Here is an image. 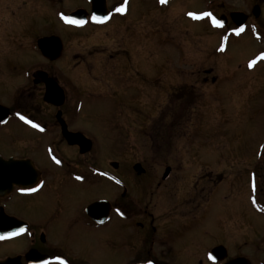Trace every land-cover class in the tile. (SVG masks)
I'll use <instances>...</instances> for the list:
<instances>
[{
    "label": "flooded vegetation",
    "instance_id": "flooded-vegetation-1",
    "mask_svg": "<svg viewBox=\"0 0 264 264\" xmlns=\"http://www.w3.org/2000/svg\"><path fill=\"white\" fill-rule=\"evenodd\" d=\"M41 1L52 2V0ZM94 1L98 6L97 12L93 11V0H85V7L76 9H84L87 12L84 24L69 23L61 14L58 19L56 16L54 18L62 28H65L67 33L79 32L80 34L88 27L101 31L109 28L115 19L127 17L132 0H127L124 12L115 10L124 3V0H116L111 7H109L108 0H103L104 5H101V0ZM148 1L150 0H141V2ZM154 1L156 8L161 10L170 7L175 0H167L166 3H161L160 0ZM23 4L27 5L28 2L24 1ZM263 9V6L256 3L249 8L251 15L240 9L224 11L223 8L222 10L214 8L212 4L203 11L186 10V19L192 25L199 26L200 23H206L210 30L219 32V42L214 48L218 54L214 55L220 54L224 57L216 59L219 61L218 66L222 67L219 69L221 73L213 77L209 76L212 83L210 88L214 84H221V82L219 83L220 77L224 78V81L226 78L233 77L231 85L237 82L244 83L247 74L254 72L259 66L257 62L264 61V59H260L264 57L262 53L257 58L246 60L245 71L235 64L230 76L227 75V71H224L226 64L220 61L229 55V44L233 35L234 37L241 36L249 32L253 36H257L258 39L263 38L264 25L258 21L262 19ZM76 10L64 11L60 9L59 13L67 16ZM6 11H9L11 16V14L19 12L20 9L18 7L9 9L6 6ZM190 12L197 15L189 16ZM205 12H211L212 17L222 21L223 25L213 24L212 17L201 15ZM235 12L241 13L242 17H233ZM94 13L100 17L108 15V19L95 20L92 18ZM146 16L143 13L142 17L136 19L142 23L145 22ZM240 18L243 20L242 23ZM113 23L115 24V22ZM131 27L128 32L126 28L122 27L110 30L108 32L110 37L107 40L114 42L119 37L120 41L124 39L129 45L130 42L132 46L136 44L138 52L143 53V56L137 58L131 53L128 54V57L115 60V55L109 53L106 56V49L102 48V46H109V43L102 44V46L100 43H96L93 44L97 47L96 50L87 56L89 58L96 56L100 60L89 65L85 62L84 52H72V55L68 52L71 57L69 60L72 61H69L70 63L76 61L77 65L82 64L83 75L81 77L72 75L69 68L67 69L68 74L61 67L62 65H55V62L62 59L66 43L71 41L66 40L64 36L58 33L40 36L38 31L34 32L28 27L17 26L14 33L9 34L6 38V43L10 45L8 47L12 48L13 52L9 58L5 59L4 66L8 65V69L5 71L9 72L13 67L19 70L20 74L15 76L18 82H15V90L11 92L13 102L8 105L0 103L8 109L7 120L0 122V140L4 142L6 149L11 145L8 141L18 147L21 143L28 144L32 139L40 147L45 148L46 158L17 154L7 155L0 150V264H64L65 260L68 264H97L80 257V249L75 242L83 240L103 242L104 239L107 243L121 247L126 251L127 257L123 260V264H148L149 261L152 264H170L171 256L177 253L176 241L181 240L188 231L193 229L195 223L204 221L214 192L224 182L231 183L239 193L245 187L243 182L245 168L238 167L236 170L230 171L232 167L237 166L231 163L232 158H219L216 161L209 158L210 161L204 166L210 168L206 173H202L194 181L189 180V177L186 176L191 173L189 171L190 164L188 169L183 171L185 168L183 158L185 157L178 147L184 141H187L192 147L194 146V141L198 137L195 130L198 132L201 127L200 119L197 122L194 117L196 112L199 113L198 105L203 95L195 87V83L184 82L182 79L168 81V77L173 71L168 61L156 57L159 55H156V50L153 49H157L159 45L163 44L161 39L155 40L154 37L158 36H152L151 32L140 33L143 37L139 38L141 29L135 28V26ZM198 28L196 26L197 32L200 31ZM240 28L243 31L239 33L234 31V29ZM25 29H27L25 32L27 36L34 37L28 48L33 56L40 58L38 62H41L32 67L26 64L27 61L23 60L22 63H19L17 59L22 49V34L20 32H24ZM131 31H136L139 37L132 36ZM84 34L81 33L83 36ZM147 34L150 35L146 36ZM130 35L131 41L128 40ZM43 37H53L46 45L54 55L56 49L60 48L59 56L49 58L43 55L38 47V42ZM77 37L79 35L72 41L75 42ZM94 40L89 36L84 39L85 43H92ZM121 42L124 43V41ZM165 49L168 47L165 46ZM151 55L155 60L150 59ZM205 71L209 75L212 69ZM92 72L111 75L114 81L111 82V86H105L115 90L100 89L104 88V84L98 80H90ZM3 76L4 74L1 75V78ZM48 79H51L49 83H47ZM204 80L207 82L208 78L205 77ZM52 81L56 88L51 93V99H53L48 100L45 98L47 84H51ZM248 89L249 91L245 90L239 95L242 98L241 101L236 100V103L244 105L245 111L246 104H249L248 93L259 94L261 91L258 102L264 104V86L253 85ZM4 91L6 92V90ZM207 94L206 99L218 97L211 90ZM101 112L103 113L101 118L105 122H96L97 132L91 131L89 120L93 116L92 113L101 114ZM219 112L222 113V121L219 124L209 122V117L206 120L214 136H219L223 132L225 124L231 121L229 114L224 113L223 109ZM17 113L21 115L18 116ZM21 116L27 117L33 123H28ZM12 122L16 126L20 124L22 127L16 134L9 135L7 128ZM35 124H39L40 127H35ZM98 126L104 127L105 132L112 135L110 140L116 148V153L119 146H150L151 151H146L144 156L136 157V154L129 153L128 157H124L142 159H137L133 165V171L125 173L126 177L119 171L106 169L101 158L99 160V158L88 157L91 155L93 147L99 145L103 140ZM191 131L193 132L191 133ZM28 134L31 135L30 138H27ZM84 140L91 146V149L86 152L81 151L80 142L84 143ZM60 147L72 149L76 154H71L68 151L61 153ZM194 157L195 155L189 156L190 162ZM260 157V162H262L264 149L261 151ZM170 162H175L176 165L170 164ZM147 163L159 164L155 166L162 168L161 172L151 171L149 169L151 167ZM136 164L141 165L142 172L135 169ZM211 164H216L219 169L214 170L210 167ZM262 164L264 165V161ZM111 165L117 168L119 163L112 161ZM148 174L150 177L146 178ZM261 174L262 177H259ZM263 175L264 166L262 169L257 166L249 168L248 179L251 181L249 189L251 194L252 192L255 194L253 205L257 212L264 210ZM142 177L147 181H139V185L135 186L137 178ZM62 189H65L67 193H60L59 190ZM86 191H89L90 194ZM50 192L55 193L57 198L50 195ZM84 193L86 194L84 195ZM50 196L54 198L51 208L42 207ZM24 199H29L33 203L30 201L25 203ZM98 201H105L106 206L91 210L89 213L87 208ZM151 204L153 206H150ZM103 207L108 209L106 213ZM32 208L33 211H39L42 208L44 212L50 213L51 217L48 223L57 221L61 212H66V210L71 212V215L65 218L67 240L63 244L55 243L48 237V229L43 222L24 219L17 215L24 209ZM120 212L124 214L121 215ZM230 216L231 213L226 211V214L221 217V223H225L227 219L230 220ZM20 228H24L25 231L19 232ZM113 231L117 232L116 236L110 235ZM13 232L16 234L9 235ZM213 247L215 245L209 247L206 253L209 264H223L232 258L241 256V254L231 256L228 250L225 260L213 261L209 258ZM131 252H133L132 257H130ZM57 257L62 259L58 260Z\"/></svg>",
    "mask_w": 264,
    "mask_h": 264
},
{
    "label": "rangeland",
    "instance_id": "rangeland-1",
    "mask_svg": "<svg viewBox=\"0 0 264 264\" xmlns=\"http://www.w3.org/2000/svg\"><path fill=\"white\" fill-rule=\"evenodd\" d=\"M24 1L28 2V4H23ZM32 1L33 0H0V103L2 105H8L13 102L14 99L11 97V92L15 90V82H18L15 76L20 74V71L13 67L7 72L5 70L8 69V65L4 66L5 59L9 58L13 52V49L8 47L10 45L6 43V38L9 34L14 33V29L17 26H22V28L28 27L29 30L34 32L38 31L40 36L49 33H58L64 36L66 40H71L66 43L67 45L62 59L55 62V65H62L61 67H63L65 72H67L69 68L71 70L70 73L77 77L83 75L81 72L82 64L79 66L76 61L70 63L72 61L69 60L71 57L68 55V52H70V55H72V52H84L83 56L86 59L85 62L91 65L100 60V58L96 56L92 58L87 56L91 54L90 52L96 50L97 47L93 46V44L96 43H100L101 46L102 44L109 43V46H102V48L106 49V56H108L109 53L115 55V60L128 57V54L131 53H133V56H137V58L143 56V53L138 52L139 50H137L138 46L136 44L132 46L131 42L129 45L126 43L127 41L121 39V41H124L123 43L120 41L119 37L114 42L108 41L107 38L110 37L108 32L110 30H116L118 27H122L126 28L128 32L129 27L132 28L131 26H135V28L141 29L139 32V36L141 37L138 36L136 31H131L132 36L137 35L139 38H142L143 36L140 33L145 32H151L152 36H158L154 37V39L157 41L161 39L163 44L161 46L159 45L157 49H153L156 50V55H159L156 57L168 61L173 71L172 74L169 75L168 81L182 79L184 82L195 83V87L198 88L203 95L198 105L199 113L196 112L195 117L193 116L197 122L199 119L201 121L200 129L198 132L195 130V133H198V137H196L194 141V146L192 147L187 141H184L183 144L178 147L185 157L183 158V164L185 166L183 171L187 170L190 164L189 171L191 173L184 175L188 176L189 180L192 179L194 181L195 178H198L202 173H206L210 169L204 167L210 161L209 158H212L213 161L219 158H232L231 163L237 166L232 167L230 171L236 170L238 167L241 169L245 168L246 173L243 177V182L245 187H247V190H245V187L242 185L243 190L239 193L233 188L231 183L224 182L217 191L214 192L212 202L208 208L204 221L195 223L193 229L188 231L181 240L176 241L175 249L177 248V253L171 256L170 264H209L207 262L208 257L206 253L207 249L213 245H215V247L224 246L229 250L231 256L241 254V256L247 257L252 264H264V210L263 212L256 211L253 205L255 194L253 192L251 194L250 192L249 186L251 181L248 179L250 167L255 168V166H257V168L262 169V166H264L262 164L264 159L260 162V154L264 149V104L258 102L261 91L259 94H247L249 104H246V111L243 104L236 103V100L238 102L241 101L242 98H240L239 95L243 91H249V86H264V61L257 62L259 66L254 72H249L247 74V79L244 80V83L237 82L231 85L233 77L226 78L225 81L224 78L220 77L219 83L221 82V84H214V86L210 88L212 83L209 80V76L213 77L221 73L219 69L222 67L218 66L219 61L216 59L224 57V55L220 54L218 56L214 55L218 54L214 48L219 42V32L210 30L206 23H200L199 26L197 24L192 25L186 19L185 15L188 9L203 11L204 9H208L211 4L214 8H219L221 10L223 8L224 11L229 9H240L250 13L249 8L253 4L257 3L264 8V0H175L171 3L170 7L161 10L156 8L154 0L148 2L132 0L130 12L127 17L118 20L115 19L113 21L115 24L112 22L113 24L111 23L109 28L107 27L101 31H96L93 27H88L81 32L85 33L84 36L81 35V33L79 34V32L73 34L67 33L65 28H62L61 25L56 22L54 16H56L57 19L59 18V14H61L59 13L60 9L70 11L76 10L78 7H85V0H52V2H43L41 0ZM115 1L116 0H108L109 7H111ZM108 4L106 3L107 7ZM6 6H8L9 9H16L18 7L20 11L10 16V10L6 11ZM139 11L141 12L139 13ZM143 13L147 16L145 22L140 23L139 19L136 18L142 17ZM261 18L262 19L258 21L264 25V9ZM116 24L117 26H115ZM196 26L199 27L198 29L200 31L197 32L195 30ZM26 30L27 29H25L24 32H20V34H22V49L17 59L19 63H22L23 60L27 61L26 64L32 67L34 65H39L41 62H38L40 58L33 56L30 48H28L31 39L34 37H32V35L27 36L25 33ZM77 35H79V37L73 42L74 40L72 41V39ZM131 35L128 36L129 41H131ZM148 35L150 34L146 36ZM87 36L95 40L92 43H85L84 39ZM165 46H167L168 49H165ZM228 53L229 55L220 60L226 64V69L224 71H227V75H232L235 64L245 71L246 60L257 58L260 54H264V35L263 38L260 39L249 32L241 36L234 37L233 35L229 44ZM150 59L155 60L152 55ZM260 59H264V57ZM209 69H212V72L208 75L205 70ZM2 74H4V76L1 78ZM205 77L208 78L207 82L204 80ZM90 80L102 82L104 88L100 89H107L108 87L105 85L111 86V82L114 81V78L107 73L92 72L90 73ZM108 89L115 90L112 87ZM4 90H6V92ZM209 90L215 92L219 99H206L205 96L208 95L207 92H209ZM221 109H223L224 113L229 114L231 121L225 124L223 132L219 134V136H214L206 120L209 117V122L216 125L219 124L222 121V113L219 112ZM92 114L93 116L89 120V129L91 131H96V122H105V120L101 118L102 112L101 114ZM21 127L20 124L16 126V124L12 122L7 128V133H9V135L16 134ZM98 130L103 140L99 145L97 144L93 147L91 155L88 157L99 158V160L101 158L106 169L119 171L123 173L125 177L127 176L125 173L130 170L133 171V165L137 159H142L124 157H128L129 153L136 154V157H138V155L144 156L146 151H151L149 148L150 146H119L118 152L116 153V148L112 145L110 140L112 135L106 133L102 126H98ZM192 132L193 131H191V133ZM30 137L31 135L28 134L27 138ZM8 143L11 145L5 149L4 142L0 140V150L7 155L17 154L34 156L35 158H46V153L44 152L45 148L40 147V145L35 143L32 139L29 140L28 144L21 143L18 147L10 141H8ZM192 148L193 150H191ZM60 150L61 153L68 151L71 154H76L72 149L66 147H60ZM148 154H150V152ZM190 155H195L194 159L192 158V162H190ZM258 155L259 157H257ZM258 160L260 163H257ZM112 161H117L119 166L114 168L111 165ZM147 164L150 165L151 168L149 169L153 172H161L162 170V168L155 166L159 164ZM170 164L176 165L175 162H170ZM210 167L216 171L219 169L216 164H211ZM147 177H150V174L146 175V178ZM259 177H262V174ZM139 181L146 182L147 180L143 177L137 178L135 186L139 185ZM59 191L60 193H67L65 189ZM86 193L90 194L89 191H86ZM86 193H84V195ZM103 193L105 194L104 190ZM49 194L55 199L57 198L55 193L50 192ZM53 197L50 196V198L46 199L42 207L51 208V204L54 202ZM29 201V199H24L25 203H29ZM30 203H33V201H30ZM153 204L150 206H153ZM226 211L230 212L231 216L229 218L230 220L227 219L223 225L220 220L221 217L226 214ZM17 215L24 219H34L35 221L43 222L48 229L47 235L53 242L63 244L67 240V222L65 218L71 215V212L67 210L66 212H61L58 216V220L50 223L48 222L51 214L44 212L42 208L39 211H33V208L29 210L24 209ZM110 235L116 236L117 232L113 231ZM75 243L80 249V257L91 260L97 264H123V260L127 257V253L123 248L107 243L106 239H104L103 242L83 240ZM132 256L133 252L130 254V257Z\"/></svg>",
    "mask_w": 264,
    "mask_h": 264
},
{
    "label": "water",
    "instance_id": "water-1",
    "mask_svg": "<svg viewBox=\"0 0 264 264\" xmlns=\"http://www.w3.org/2000/svg\"><path fill=\"white\" fill-rule=\"evenodd\" d=\"M96 1L99 2V0H96ZM104 4H105V2H103V0H101V5H104ZM93 11H96V12L98 11L97 3L94 0H93ZM256 13H258L257 10H256ZM69 16L72 17V18H84L85 11L84 10H78V11H75V12L71 13ZM233 17H242V14L239 13V12H235V13H233ZM243 19L245 20V17H243ZM240 21H241V23L243 22V20L241 18H240ZM49 40H50V38H48V37L42 38L39 41V46L43 50L44 54L47 55L48 57H50V58L57 57L60 54L59 51H58V54L54 55L53 52L50 51V49L47 48L46 43ZM50 80L51 79H48L47 80V83H49ZM47 85L48 86H47V92H46L45 98L48 99V100H50L51 99V93L56 88L55 87L56 85H55V83L53 81H52L51 84H47ZM7 112H8L7 107H4V106H2L0 104V122L5 121L7 119V117H8V113ZM87 141L89 143H91L89 140H87ZM80 143L82 145L81 146V151L82 152H86V151H89L91 149L90 144L89 143L86 144V141L85 140H84V143H83V141H81ZM135 169H137L139 172H142L143 171V169H141V165L140 164H136L135 165ZM167 171H169V169H167ZM105 204H106L105 201H99L97 203H94V204L90 205L88 207L87 211L90 213L91 210L100 208L101 206H104ZM103 210L105 211V213H106V211H108V209L106 207L105 208L103 207ZM212 255L216 257V260H223V259H225L227 257V249L224 246H216L212 250ZM225 264H250V262L245 257H237V258H234V259L229 260Z\"/></svg>",
    "mask_w": 264,
    "mask_h": 264
},
{
    "label": "snow or ice",
    "instance_id": "snow-or-ice-1",
    "mask_svg": "<svg viewBox=\"0 0 264 264\" xmlns=\"http://www.w3.org/2000/svg\"><path fill=\"white\" fill-rule=\"evenodd\" d=\"M160 2H161V3H166L167 0H160ZM126 5H127V0H124V3L121 4L119 7H117L115 10H116L117 12H124V11H126ZM61 15H62L63 18H64L66 21H68L69 23H72V24H84V23H85L84 20L74 19V18H72V17H70V16H65L63 13H61ZM188 15H189V16H195V15H197V14H196V13H191V12H190V13H188ZM201 15H202V16H207V17H212V13H211V12H205V13H202ZM92 18L95 19V20H98V21H102V20H106V19H108L107 16L100 17V16H96V15H93ZM212 18H213L214 23H216L217 25H219V26H222V25H223V22H222V21H220V20H216L215 17H212ZM234 31L237 32V33H239V32H241V31H243V29H242V28H240V29H234ZM17 115L20 116L21 114H20V113H17ZM21 118L27 120V122L30 123V124L33 123V121H32V120H28L27 117L21 116ZM35 127L39 128L40 125H39V124H35ZM58 162H59V161H58ZM29 190H30V189H29ZM117 211H119V209H117ZM120 214L123 215L124 213H123V212H120ZM18 231H19V232H23V231H25V229H24V228H20ZM15 234H16L15 232H13V233H9V235H15ZM209 258H210L211 260H213V261L216 259V257L213 256L211 253H209ZM57 259L59 260V259H62V258H61V257H57ZM64 264H68V262L65 260V261H64ZM148 264H152V262L149 261Z\"/></svg>",
    "mask_w": 264,
    "mask_h": 264
},
{
    "label": "bare ground",
    "instance_id": "bare-ground-1",
    "mask_svg": "<svg viewBox=\"0 0 264 264\" xmlns=\"http://www.w3.org/2000/svg\"><path fill=\"white\" fill-rule=\"evenodd\" d=\"M259 64V63H258ZM256 68V67H255Z\"/></svg>",
    "mask_w": 264,
    "mask_h": 264
}]
</instances>
